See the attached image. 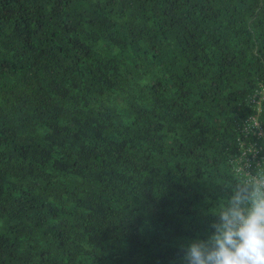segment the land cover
I'll use <instances>...</instances> for the list:
<instances>
[{"label": "trees", "instance_id": "1", "mask_svg": "<svg viewBox=\"0 0 264 264\" xmlns=\"http://www.w3.org/2000/svg\"><path fill=\"white\" fill-rule=\"evenodd\" d=\"M262 85L264 0H0V264H188Z\"/></svg>", "mask_w": 264, "mask_h": 264}, {"label": "clouds", "instance_id": "2", "mask_svg": "<svg viewBox=\"0 0 264 264\" xmlns=\"http://www.w3.org/2000/svg\"><path fill=\"white\" fill-rule=\"evenodd\" d=\"M211 245L197 242L185 255L188 264H264V201L246 213L225 212Z\"/></svg>", "mask_w": 264, "mask_h": 264}, {"label": "built area", "instance_id": "3", "mask_svg": "<svg viewBox=\"0 0 264 264\" xmlns=\"http://www.w3.org/2000/svg\"><path fill=\"white\" fill-rule=\"evenodd\" d=\"M250 104L254 107V114L245 120L247 126L242 125L244 137H256L246 141L239 140V153L234 159V168L236 172L244 178L247 185H251L253 190V199L248 210L254 204L264 201V143L259 141L263 135L259 128V114L264 111V85L257 88L250 97ZM245 123V122H244Z\"/></svg>", "mask_w": 264, "mask_h": 264}]
</instances>
